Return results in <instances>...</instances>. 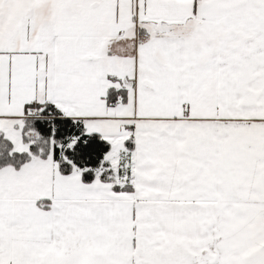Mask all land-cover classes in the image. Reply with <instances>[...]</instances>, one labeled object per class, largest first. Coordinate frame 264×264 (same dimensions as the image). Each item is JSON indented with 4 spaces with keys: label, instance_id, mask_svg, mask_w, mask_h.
Instances as JSON below:
<instances>
[{
    "label": "snow or ice",
    "instance_id": "1",
    "mask_svg": "<svg viewBox=\"0 0 264 264\" xmlns=\"http://www.w3.org/2000/svg\"><path fill=\"white\" fill-rule=\"evenodd\" d=\"M0 264H264V0H0Z\"/></svg>",
    "mask_w": 264,
    "mask_h": 264
}]
</instances>
